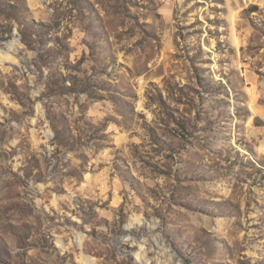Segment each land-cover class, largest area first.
Listing matches in <instances>:
<instances>
[{
	"label": "rangeland",
	"instance_id": "1",
	"mask_svg": "<svg viewBox=\"0 0 264 264\" xmlns=\"http://www.w3.org/2000/svg\"><path fill=\"white\" fill-rule=\"evenodd\" d=\"M0 264H264V0H0Z\"/></svg>",
	"mask_w": 264,
	"mask_h": 264
}]
</instances>
